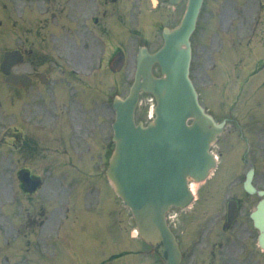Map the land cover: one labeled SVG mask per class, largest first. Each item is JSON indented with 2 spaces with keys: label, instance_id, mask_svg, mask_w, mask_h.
<instances>
[{
  "label": "water",
  "instance_id": "water-1",
  "mask_svg": "<svg viewBox=\"0 0 264 264\" xmlns=\"http://www.w3.org/2000/svg\"><path fill=\"white\" fill-rule=\"evenodd\" d=\"M202 1L190 0L182 26L167 36L164 49L141 59L145 81L139 79L132 95L116 105L117 146L108 176L133 210L142 236L164 257L167 254L168 264H180V252L166 213L172 205L188 204V177L208 174V150L222 129L200 107L189 79V37ZM157 61L165 75L162 79L151 74V65ZM141 89L152 92L158 101L157 118L148 128L143 123L137 127L134 121ZM189 118L195 119L192 126L187 124ZM256 220L264 231V205Z\"/></svg>",
  "mask_w": 264,
  "mask_h": 264
},
{
  "label": "rangeland",
  "instance_id": "rangeland-1",
  "mask_svg": "<svg viewBox=\"0 0 264 264\" xmlns=\"http://www.w3.org/2000/svg\"><path fill=\"white\" fill-rule=\"evenodd\" d=\"M213 1V2H212ZM218 4L217 7L213 8V3ZM208 8L206 9L205 13L203 16V20L202 23L203 24H207L209 21L210 25L213 26V28H218V31H220L222 28H225V26L231 22L233 23L234 26V30L233 32L237 33L242 39H247L250 35L253 36V32L250 31L252 28L256 27L257 24L256 21L259 20V17H262V23L259 24V27L257 28V32H260L264 29V0H211L208 4ZM213 12V13H212ZM172 19V17L170 16L167 20L170 21ZM209 25V26H210ZM202 31H200L201 33ZM215 33L213 30H211L209 33L206 34L205 38H199L202 40V51H206V50H210V52L212 50H214V48L216 47V49H218V45H219V41L218 38L216 36H214ZM123 39L125 38V36L123 35L122 37ZM155 36L153 38V44L155 43ZM213 40V41H212ZM51 41V37L49 38V42ZM112 41L115 44L119 43V37L118 35H114L112 38ZM237 46L239 48H241L240 42L236 41ZM52 48H54L52 46ZM93 51H98L101 49H107V43L100 41L96 44L93 45ZM55 49V48H54ZM215 49V50H216ZM264 49H259L260 54H263ZM127 53V61H126V65L124 67V69L122 70V72L118 73V74H114L116 78H114L116 81L122 79L121 82V88L120 90V95L122 96H126V94L128 93V88H129V84L127 80V78L130 77L131 75V71L133 68V55L135 54V52L133 51V49L128 50ZM203 53V52H202ZM57 55V53H56ZM222 55L225 57V59H236V58H240L243 55L246 57V59L250 60L252 52L243 54V52L239 51V52H235L234 49L232 47H228L226 46L225 49L222 52ZM216 61V58L215 60ZM209 65V63L205 64L201 61V66L197 67V69H195V75H194V80L197 83V85L200 87L202 94L206 92V89L204 88V85L206 83H209V79H208V74L206 73L207 69L206 67ZM215 65L217 66L216 69L210 73V76L213 77L214 79H216L217 81H221L222 76H221V69H222V65L218 62H215ZM264 66V63L262 65V67ZM88 66L85 68V70H88ZM106 71V70H105ZM235 72V71H234ZM101 74V73H100ZM108 78L109 75L105 74ZM263 79H264V69L257 74L254 77L249 76L246 81L249 84V88L247 90V98H246V103L247 100L248 101V105H250V107L257 113L261 114L264 117V84H263ZM93 81H91L92 83ZM107 82V80H106ZM228 83V84H227ZM233 89L235 88V82L232 78H230V80L226 83H222L219 84L217 86V88H215L213 91L215 90H221V91H225V89ZM241 89V87H240ZM253 94V96L251 95ZM210 95V94H209ZM208 95V96H209ZM1 98L3 99V94H1ZM150 97L149 96H145L142 98V103L139 106V110H138V118L140 120H148L149 119V112H147L148 109V105H150ZM108 101V100H107ZM207 101L210 102L211 105L216 104L217 99L214 96H211L209 98H207ZM229 101H230V105H229ZM229 106H232L234 109V113L239 115L240 112L238 110L241 109V100L239 102V100H234V99H229V96L227 95L226 99H222L220 100V103L217 105L216 111L219 114V118H222V116H226L228 115V113L232 112L231 109L228 108ZM6 107H9L8 102H6L5 104ZM49 109V108H47ZM9 111H13L12 109H8ZM51 110V109H49ZM48 112L46 111V109H44L43 111H41V117L42 119L47 118V120L50 118V116L47 114ZM254 115H256V113H254ZM0 129L5 126V127H11V124H13V120L12 118V114H10L9 116L7 114H2L1 113V109H0ZM14 122L19 123V121L14 120ZM20 124V123H19ZM10 125V126H8ZM14 133L12 134L13 140L17 137H19V133L13 131ZM83 132V131H82ZM110 132V130H109ZM39 133V132H38ZM41 142L39 143V145L44 148V154H40L39 152L37 153V155H33L30 159L24 160V155L23 158L20 155V152L18 153L17 149H12L10 147L9 144H12L13 140H10V143H7V139L5 140V143L2 141L3 137H0V175L1 173H5L2 174L0 176V187H3V198L5 200H8L11 198L10 195V189H9V184H10V176L12 175V173L14 171H16V169L19 166L25 165L27 167H31L32 169H34V171L38 174H40L44 181L48 184V188L46 189L45 192V197L47 196H51L52 192L49 191V188L52 185V179L51 177V172H54L53 176H57L59 177L61 180H63L62 178V172H64V168L59 167L56 163H55V159L60 161L58 157H60L58 154L54 153V151L56 150L55 148L58 147L59 150H70V146L72 147V151H74L75 149H78L80 151V148L78 147L79 143H66V144H61V143H53V140L55 139L54 134H49V133H43L41 131ZM231 135V134H230ZM228 134H225L224 136L221 137L219 143L220 145L218 146V149L222 150V143H228L229 139L228 137L230 136ZM26 136H28V130H26ZM2 141V142H1ZM18 141V138H17ZM46 141V142H44ZM44 142V143H43ZM240 143V142H239ZM259 143H264V139L261 138L259 140ZM83 144V143H82ZM13 145V144H12ZM93 148V151H98L102 153V146L103 143H91ZM84 146V144H83ZM64 156V155H63ZM102 156V155H101ZM58 158V159H57ZM91 159H94V154L91 156ZM88 163H92L91 160H86ZM100 162V159L97 160L95 162V164H93V167H95V172L97 175V178L99 179V174H101V172H98V163ZM65 170L68 172L70 171V169L65 168ZM8 171V174H7ZM226 170H223L222 173H226ZM99 173V174H98ZM77 179L80 181V183L83 186H87L89 184L92 185V191L93 188L95 186V182H97V179H95V176L91 177V173H87V174H80L77 173ZM103 177V179L105 178L104 172L100 175ZM71 182L72 180H64L63 183H67V182ZM96 187H99V185H96ZM82 189V188H81ZM42 194H44V191L42 192ZM98 192H96V196H97ZM101 195L102 198L105 199L106 204L109 202V198L111 197V195H113V193L111 192L110 186L107 184V186L103 187L101 190ZM90 197V196H89ZM40 197H37V199H39ZM112 198V197H111ZM113 199V198H112ZM1 200V198H0ZM87 201L89 204L90 200L89 198H87ZM50 203V202H47ZM51 204V203H50ZM48 204V205H50ZM6 206V204H5ZM4 207H1L0 205V219L3 215V213H5L6 216L10 215L11 217L16 216V207H8L7 206V210H4ZM93 206V204L91 205ZM90 206V207H91ZM122 206V204L120 205V202L116 203L115 207H120ZM106 206H100V209H103ZM13 209V210H12ZM31 211L36 212L38 210V208H30ZM14 211V212H13ZM192 211V210H191ZM183 213H187L185 216L190 217V218H194L195 216L190 213V211H186V212H179L178 214L172 213L171 214V218H172V223L173 225H175V228L177 229L178 232H180L181 234L183 233L182 227H179V223L177 221V219L181 218V215ZM248 213V211H247ZM202 215V213H200ZM179 215V217H178ZM121 220L123 221L122 225H121V229L120 226L118 225L117 230H116V240L115 242L113 241V232H109L107 225H108V220H106V229L104 230H100V238L104 239V242H101L99 244V247L104 250L102 253H100L98 251V248L93 246L92 244V240L94 239L93 237H95L94 235V220H91L90 223H88V230L86 233L82 234L81 230L79 229L78 234L76 231H74L75 233V241H80L82 239V237L88 236L90 237L89 239V245L87 247L88 253L90 254V256H94L96 258H103L106 259L108 258V256L112 255V254H117L118 252L121 251H125L128 249H141V250H145V244L143 242H141L138 239H133L131 237L132 232L131 229L134 230L135 228V223L134 220L132 219V216L130 214V212L126 211L125 209L121 210ZM9 221H4V224L1 226V244H3L5 246V242L7 241V238L9 237L10 239L13 238L14 236H16V230L17 229H21L22 230V226L20 224V220H13L11 218H6ZM16 219V218H15ZM120 220V219H119ZM14 224H13V223ZM31 231V229H27V234H29V232ZM93 236V237H92ZM32 239V238H31ZM99 239V240H101ZM36 242V241H33ZM185 244V243H184ZM121 249V250H120ZM141 250H134V251H141ZM11 251V253H10ZM20 249L19 247H15L13 246L11 249L9 248H4V253L2 255V257L5 256H11L10 260H11V264H14L17 261V254L19 253ZM94 251H98V254H94ZM14 255H13V254ZM136 254V253H133ZM137 255V256H136ZM135 256H131V255H127L124 256L122 258H119L116 263L114 264H160L158 263L155 258L149 257L146 254H136ZM91 257V260H96V258ZM3 258H0V262H2ZM9 261V260H8ZM6 260V262H8ZM1 264V263H0Z\"/></svg>",
  "mask_w": 264,
  "mask_h": 264
},
{
  "label": "flooded vegetation",
  "instance_id": "flooded-vegetation-1",
  "mask_svg": "<svg viewBox=\"0 0 264 264\" xmlns=\"http://www.w3.org/2000/svg\"><path fill=\"white\" fill-rule=\"evenodd\" d=\"M36 13L40 17H46L45 22L29 23L31 21L29 19ZM64 13L67 25L64 24L62 28L76 37L75 41L68 40V48L70 46L71 48L65 56L70 66L75 68H84L88 61L93 62L97 52L93 51L94 44L106 40L112 43L114 35H118L120 42L123 27L127 30L129 26L121 22V0H0V66L8 51H20L23 55V63L15 67V71L18 74L29 75L33 84L28 88L14 89L23 95L25 91H29L35 101L40 99L41 75L44 71V74L49 73L48 68L54 64L53 54L43 49L42 25L45 23L44 30L51 31L54 27L52 20L63 18ZM87 18L96 23L95 28L87 27L90 24L84 23ZM30 35L33 37L29 38ZM118 49H121L120 43ZM102 50L104 49L100 51ZM43 65L44 71H42ZM2 79L0 70V81ZM73 79L76 78L71 75L69 80ZM47 84L44 87L53 85L51 81Z\"/></svg>",
  "mask_w": 264,
  "mask_h": 264
}]
</instances>
